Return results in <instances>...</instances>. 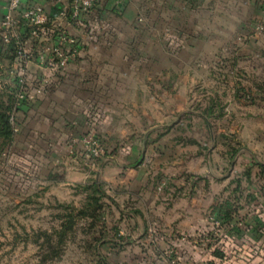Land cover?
<instances>
[{
    "label": "rangeland",
    "instance_id": "obj_1",
    "mask_svg": "<svg viewBox=\"0 0 264 264\" xmlns=\"http://www.w3.org/2000/svg\"><path fill=\"white\" fill-rule=\"evenodd\" d=\"M259 24L264 27L262 14L230 46L249 49L255 35H264ZM237 57L234 50L218 51L208 63L180 69L186 83L181 80L177 99L165 98L162 115L139 125V156L115 158L130 175H145L140 194L128 202L102 199L97 216L77 217L62 242L57 231L66 206L89 201L79 185L96 179L105 191L106 162L130 148H109L94 130L70 137L68 154L88 175L84 182H63L58 151L53 167L39 157V169L28 163L26 142L32 140L19 131L24 119L14 112L11 142L3 147L0 139V264H223L215 253L225 251L236 261L238 248L224 244V226L214 219L226 207L244 220L264 202V168L257 166V157L264 160V62L252 68L253 58L240 64ZM2 73L0 81L7 80ZM89 133L102 148L98 159L84 155L82 139ZM256 140L263 145L255 149Z\"/></svg>",
    "mask_w": 264,
    "mask_h": 264
},
{
    "label": "crops",
    "instance_id": "obj_2",
    "mask_svg": "<svg viewBox=\"0 0 264 264\" xmlns=\"http://www.w3.org/2000/svg\"><path fill=\"white\" fill-rule=\"evenodd\" d=\"M262 1L98 0L95 9L85 16L81 30L66 27L60 18L64 28L83 44L80 53L63 70L46 71L42 93L16 111L24 119L19 131L32 140L26 142L28 163L39 169V157L53 167L58 151L62 163L59 175H64L60 181L84 182L88 173L69 156L67 140L94 130L105 146L130 148L128 153L114 152L109 157L113 160L104 166L101 182L106 186L107 197H121L128 202L140 194L145 175H130V168L123 171L124 165L115 162L116 155H120L121 162H131L139 156L140 145L135 140L139 125L149 115H162L165 98L177 99L180 69L208 63L218 51L234 50L240 64L246 57L253 58L252 68L264 62V47L260 45L264 35H255L253 39L257 41H252L249 49L246 45L230 46L229 41L248 33V23L253 25L261 17ZM7 2L0 0V16ZM23 2L42 4L50 14L68 5V0ZM5 54L0 43V76L4 70L1 66L8 63ZM41 74L43 71L33 78ZM3 84L5 81L1 80L0 85ZM21 136L17 146L23 144ZM261 145L259 140L254 141L255 149ZM258 154L262 156L259 151ZM257 159V166H264V160ZM38 169L34 172L38 173ZM243 219L223 224L224 244L236 246L239 253L233 262L235 256L230 258L225 251L226 255L218 257L219 262L264 264V202Z\"/></svg>",
    "mask_w": 264,
    "mask_h": 264
},
{
    "label": "built area",
    "instance_id": "obj_3",
    "mask_svg": "<svg viewBox=\"0 0 264 264\" xmlns=\"http://www.w3.org/2000/svg\"><path fill=\"white\" fill-rule=\"evenodd\" d=\"M97 2L68 0L67 8L50 14L42 4L8 0L6 10L0 16V43L10 56L7 57L8 63L1 67L7 79L5 84L13 89L18 106L42 93L46 71L63 70L80 53L83 44L80 38L64 28L59 19H64L66 27L83 28L85 16L95 9ZM261 14L264 17V0ZM263 28V24L257 25V29ZM39 71H43V74L33 78ZM11 120L13 122V117ZM82 142L86 157L100 156L102 148L93 133L84 136ZM214 221L222 225L218 217Z\"/></svg>",
    "mask_w": 264,
    "mask_h": 264
},
{
    "label": "trees",
    "instance_id": "obj_4",
    "mask_svg": "<svg viewBox=\"0 0 264 264\" xmlns=\"http://www.w3.org/2000/svg\"><path fill=\"white\" fill-rule=\"evenodd\" d=\"M69 12V9H67ZM69 15V14H68ZM4 51L6 49L3 47ZM8 52V51H7ZM7 57L10 56L9 53L5 54ZM9 58V57H8ZM25 104V101L20 103L18 106L16 104L13 89L7 86L0 85V139L3 141L2 146H7L13 136H14V124L11 120L13 117V113L20 110V106ZM2 148H0L1 150ZM264 168V166H261ZM250 175H246L248 179ZM239 183V180H238ZM80 187H83V191L87 192V198L89 201L84 204L81 208H76L73 206H66L67 212L63 214L62 222L60 224V230L57 231L59 240L62 242L64 236L67 233V230L71 229L72 225L75 223L77 217L87 216L91 218H95L97 216V212H100L103 207L102 199L108 198L105 191L102 189L101 184H99L98 180L91 179L87 183L80 184ZM92 193V194H91ZM223 214H221L218 218L221 220L222 224H229L234 220L229 213V209L226 207L223 208ZM226 210V211H225ZM115 239H111L109 242L113 247L118 246L119 243ZM216 257H222L223 254L221 252L215 253Z\"/></svg>",
    "mask_w": 264,
    "mask_h": 264
}]
</instances>
